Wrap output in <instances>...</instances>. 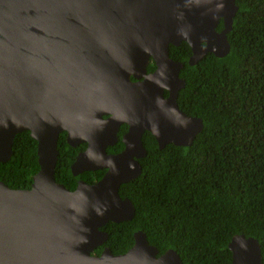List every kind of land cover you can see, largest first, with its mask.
I'll list each match as a JSON object with an SVG mask.
<instances>
[{
  "label": "water",
  "instance_id": "water-1",
  "mask_svg": "<svg viewBox=\"0 0 264 264\" xmlns=\"http://www.w3.org/2000/svg\"><path fill=\"white\" fill-rule=\"evenodd\" d=\"M238 9L236 0H0V162L12 158L16 135L29 131L40 166L30 188L0 180V264H185L173 248L159 255L142 230L125 253L95 250L109 240L103 227L135 216L120 188L142 173L134 157L146 154L143 133L163 149L190 146L204 129L201 117L179 106L186 80L169 45L188 42L191 65L208 53L226 56ZM227 14L226 31H215ZM150 56L159 68L146 75ZM131 65L144 81H132ZM122 123L130 125L123 153L82 154L72 165L76 174L109 168L101 180L75 190L57 181L60 132L69 131L72 143ZM229 248L231 264H264L256 237L236 234Z\"/></svg>",
  "mask_w": 264,
  "mask_h": 264
},
{
  "label": "trees",
  "instance_id": "trees-1",
  "mask_svg": "<svg viewBox=\"0 0 264 264\" xmlns=\"http://www.w3.org/2000/svg\"><path fill=\"white\" fill-rule=\"evenodd\" d=\"M236 3L231 51L208 53L193 66L182 58L186 86L178 103L201 117L204 129L190 146L163 149L146 134L142 173L120 188L135 216L103 227L110 237L96 254L106 246L127 252L142 230L159 255L173 248L185 264H231L229 242L244 233L259 239L264 261V0ZM37 148L29 131L17 134L12 158L0 162V180L30 188L40 168ZM63 175L72 177L68 167Z\"/></svg>",
  "mask_w": 264,
  "mask_h": 264
},
{
  "label": "flooded vegetation",
  "instance_id": "flooded-vegetation-1",
  "mask_svg": "<svg viewBox=\"0 0 264 264\" xmlns=\"http://www.w3.org/2000/svg\"><path fill=\"white\" fill-rule=\"evenodd\" d=\"M228 17H229L228 14L220 17L219 22L216 23L215 31L217 32L226 31L227 26H226L225 21L228 20ZM233 23H234V19H233ZM232 28H233V24L231 25V29L227 31V37L229 33L231 32ZM228 40H229V37H228ZM204 45H206L205 42H204ZM169 54H170V57L174 61L183 64V67L180 69L179 76L185 79V77H183V75L181 74L185 68V62L182 60V58L187 55L188 64L191 65L189 63L191 57L193 56V50H192L191 45L186 41H182L179 44L171 43L169 45ZM158 68L159 66H158L157 60L153 56H150L149 61L146 66V75L154 74L158 70ZM129 71L131 72L130 77L132 81L141 82L145 80V75L143 74V71L139 70L138 67L131 65L129 67ZM116 95H119L121 97V92H115L113 96H116ZM169 95H170V91L168 89H165L164 96L167 98L169 97ZM111 117H113L112 113L103 114V118L105 120L110 119ZM129 129H130V125L128 123H122L119 126V128H117V130L114 129V126H111L108 128V130H105L100 135L94 134L95 138L93 136L85 138V139L78 137V139H76L72 143L69 141V131L63 130L62 132H60L59 140H58V145H59L58 159L61 156V158L59 159L61 162V169H60V174H59L61 183L66 185L67 188L71 190H75L81 182L93 184L101 180L104 177V175L107 173L109 168L104 167V168H97V169H87V170H83L76 174L73 171L72 165L82 154H86L88 158L102 159L104 157V154L119 155L123 153L126 150V143L124 141V138H125V135L129 132ZM114 132H116V135L114 134ZM146 134H151V136L154 137V139L156 140L158 144L156 137L150 131L146 130L143 133V137H142L143 144L146 148V154L145 156H142V157H137V156L134 157L135 159H138L140 162L148 154V148L145 144ZM61 136H62V140L60 141ZM94 140H97L96 143H94ZM67 167L69 168V171L71 173V176H72L71 178H67V177L65 178L63 175Z\"/></svg>",
  "mask_w": 264,
  "mask_h": 264
}]
</instances>
